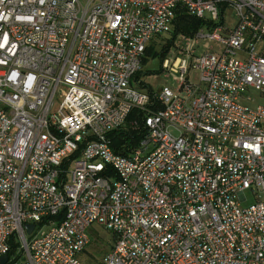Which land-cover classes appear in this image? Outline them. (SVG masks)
<instances>
[{
	"label": "built area",
	"instance_id": "2783aa9c",
	"mask_svg": "<svg viewBox=\"0 0 264 264\" xmlns=\"http://www.w3.org/2000/svg\"><path fill=\"white\" fill-rule=\"evenodd\" d=\"M181 9L212 24L175 39L153 92L137 76ZM254 91L264 0H0V258L85 264L97 225L100 264H264Z\"/></svg>",
	"mask_w": 264,
	"mask_h": 264
},
{
	"label": "rangeland",
	"instance_id": "374dc122",
	"mask_svg": "<svg viewBox=\"0 0 264 264\" xmlns=\"http://www.w3.org/2000/svg\"><path fill=\"white\" fill-rule=\"evenodd\" d=\"M225 19L228 27H233L236 18H235V11L232 7H227L225 9ZM206 18L210 17V14L207 12ZM207 28V27H206ZM203 29V28H202ZM191 38V37H190ZM171 39L170 36H163L162 38L155 41L151 46L148 56L143 60V67H142V75H141V82L145 84L147 88L152 90L153 92H157L164 86L174 87L175 82L173 78H168L167 74L165 73V69H163V58H161V54L163 52V48L168 44V41ZM178 40V39H177ZM176 40V41H177ZM202 46H214V43L210 41H202ZM218 49L219 47L216 46ZM175 47L168 52L164 57L171 58L173 57ZM152 53V54H151ZM204 53L203 48H197V54ZM142 85V84H141ZM143 86V85H142ZM145 89L147 90V88ZM251 98H255L256 102H247L243 101V105L251 108L256 109L262 102L264 101L260 94L256 91L249 95ZM248 202H254V196L251 192L247 193ZM89 234L91 237V244L88 247L85 254L81 256V260L85 264H100L103 257L110 251V248L113 244V235L106 229L99 227L97 225H93L89 229ZM20 251L18 249L14 250V252L10 256V263L9 264H16L15 261L19 256Z\"/></svg>",
	"mask_w": 264,
	"mask_h": 264
},
{
	"label": "trees",
	"instance_id": "16d2710c",
	"mask_svg": "<svg viewBox=\"0 0 264 264\" xmlns=\"http://www.w3.org/2000/svg\"><path fill=\"white\" fill-rule=\"evenodd\" d=\"M211 24H212L211 22H207L205 20H199V19H196L194 17H191L185 12L184 9H181V11H180V13L178 15V18L176 20L175 26H174V32L172 34V38L168 41V44L163 48V52L161 54V56H162L161 58L164 59L163 56H165L169 52V50H170L171 46L173 45L175 39L179 35H183L185 37H188V38L191 37L192 38L203 27H205L206 25H211ZM150 51L152 52V50L149 49L148 53ZM141 75H142V72H140L138 74L137 78L139 79L141 77ZM136 115H137V112L133 113L132 117H134ZM131 134H133V133L126 132V131L125 132H121L119 134V137H117V139H115V142H114V147L116 148V150L117 149H121L123 143L128 141V140H130L129 138H131ZM133 140H134L133 144H135L139 140L138 134L135 137H133ZM14 250H16L15 246H13V250L10 253V256L14 252Z\"/></svg>",
	"mask_w": 264,
	"mask_h": 264
},
{
	"label": "water",
	"instance_id": "95a60500",
	"mask_svg": "<svg viewBox=\"0 0 264 264\" xmlns=\"http://www.w3.org/2000/svg\"><path fill=\"white\" fill-rule=\"evenodd\" d=\"M33 229H34L33 225L28 226L29 234L33 231ZM8 262H9V256H3L0 258V264H8Z\"/></svg>",
	"mask_w": 264,
	"mask_h": 264
}]
</instances>
